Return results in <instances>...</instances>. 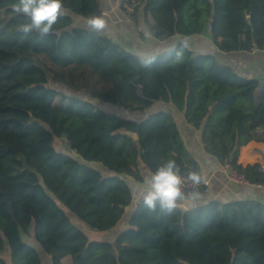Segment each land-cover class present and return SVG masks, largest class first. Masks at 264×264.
I'll return each instance as SVG.
<instances>
[{"label":"trees","instance_id":"1","mask_svg":"<svg viewBox=\"0 0 264 264\" xmlns=\"http://www.w3.org/2000/svg\"><path fill=\"white\" fill-rule=\"evenodd\" d=\"M123 2L138 3L128 16L137 23L142 9L159 41L208 30L222 52L264 49V0ZM15 3L0 0V264H44L27 237L51 264H264V204L257 201H211L172 214L138 204L113 240L92 239L75 221L101 233L119 226L133 202L123 175L142 182L165 159L181 173H200L174 116H145L157 102L181 112L221 165L264 186L260 163L238 161L241 147L264 142V79L184 42L150 55L155 62L145 68L141 55L75 26V16L100 15V0H63L52 34L25 35L18 28L28 21L13 13ZM56 139L82 161L58 150Z\"/></svg>","mask_w":264,"mask_h":264},{"label":"crops","instance_id":"2","mask_svg":"<svg viewBox=\"0 0 264 264\" xmlns=\"http://www.w3.org/2000/svg\"><path fill=\"white\" fill-rule=\"evenodd\" d=\"M121 1L100 0L101 13H108L104 17L108 26L105 31L100 33L108 36L131 52L144 56L163 54L175 48L179 43L184 42L188 48L197 54L214 55L219 62L232 67L240 75L248 78L264 79V49L254 48L251 51L234 53L222 52L216 48L208 30L193 37H184L177 34L167 41H159L148 31L147 17L143 10H139L138 22L135 23L120 7ZM83 20L84 18L75 16V26L84 27ZM141 34H144V37ZM104 106L102 105V107ZM156 111H166L174 116L187 148L195 155L200 164L201 176L210 181L208 193H205L204 187L199 188L204 200L200 206L206 205L211 201L234 203L246 200L264 204V186L257 184L241 186L232 182L229 179L225 166L221 165L212 155L204 150L201 143L200 131L187 123L184 115L172 104L157 102L151 109L145 112V116ZM238 161L243 166L260 163L264 167V142L251 141L241 147ZM191 168L192 166H189V169ZM150 175L148 174L147 177ZM123 177L127 181L130 176L123 175ZM137 205L133 198V202L126 208L127 214L119 226L108 232H92V236L90 237L92 239L113 240L119 233L128 228V220ZM26 240L37 247L44 264L45 261L51 264V261L38 247L34 238L27 237ZM44 257L47 259L44 260Z\"/></svg>","mask_w":264,"mask_h":264},{"label":"clouds","instance_id":"3","mask_svg":"<svg viewBox=\"0 0 264 264\" xmlns=\"http://www.w3.org/2000/svg\"><path fill=\"white\" fill-rule=\"evenodd\" d=\"M12 11L17 17L27 18L28 22L19 24L20 32L25 35L36 33L41 37L52 34L59 18L65 14L63 0H17ZM83 26L86 30L100 33L108 25L103 16L92 15L84 18ZM182 55L183 47L175 52V60H179ZM137 59L143 67L148 68L156 58L141 55ZM185 181L191 183L192 190L185 191ZM206 183L207 180L198 171L182 175L174 159L158 163L156 170L142 182L132 176L127 179L128 188L137 204H142L149 212L159 210L165 214H172L177 209L199 207L204 202L199 186Z\"/></svg>","mask_w":264,"mask_h":264},{"label":"built area","instance_id":"4","mask_svg":"<svg viewBox=\"0 0 264 264\" xmlns=\"http://www.w3.org/2000/svg\"><path fill=\"white\" fill-rule=\"evenodd\" d=\"M124 0L121 1L120 3V7L124 10V12L129 15V13L133 12L135 10V8L137 7L138 3L137 2H131V3H127V2H123ZM108 13L106 12H102L100 13L99 16H103V18L107 15ZM225 169L229 175V179L241 186H246V185H250L251 183L247 180V178L245 177L244 174L239 173V171L230 166V165H226ZM182 175H187L186 173H181ZM204 187V191L205 193L209 192V187H210V181L207 180L206 184H201L199 186V188ZM192 190V185L190 182L185 181V191H190Z\"/></svg>","mask_w":264,"mask_h":264},{"label":"rangeland","instance_id":"5","mask_svg":"<svg viewBox=\"0 0 264 264\" xmlns=\"http://www.w3.org/2000/svg\"><path fill=\"white\" fill-rule=\"evenodd\" d=\"M61 101L59 100L57 102V104H60ZM103 108H105L106 110L110 111V112H113V113H117V114H120V115H125L127 112L125 110V108L123 107H120V106H110V105H105ZM55 146L58 150L60 151H63V152H66L67 154H69L70 156L74 157L75 159H78V160H81V157L75 152V151H72L68 148V142L64 139H56L55 141ZM96 168H100V169H104L103 166L101 164H95ZM75 221L81 225H83V228H84V231L89 235V236H92V232H95V233H100L96 230H93V229H90L88 228L85 224L81 223L79 220L75 219ZM48 257V256H47ZM47 258L44 257V260H46ZM65 264H71L69 258H65L64 260ZM45 264H48V262L45 261Z\"/></svg>","mask_w":264,"mask_h":264},{"label":"water","instance_id":"6","mask_svg":"<svg viewBox=\"0 0 264 264\" xmlns=\"http://www.w3.org/2000/svg\"><path fill=\"white\" fill-rule=\"evenodd\" d=\"M135 140H138L139 139V137H138V135L136 134V133H133V132H130L129 133Z\"/></svg>","mask_w":264,"mask_h":264}]
</instances>
